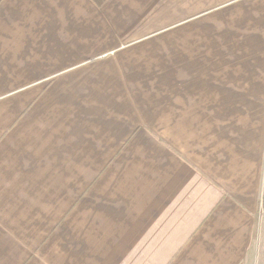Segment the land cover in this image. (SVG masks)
<instances>
[{
    "label": "crops",
    "instance_id": "0c3cea01",
    "mask_svg": "<svg viewBox=\"0 0 264 264\" xmlns=\"http://www.w3.org/2000/svg\"><path fill=\"white\" fill-rule=\"evenodd\" d=\"M0 264H264V0H0Z\"/></svg>",
    "mask_w": 264,
    "mask_h": 264
}]
</instances>
